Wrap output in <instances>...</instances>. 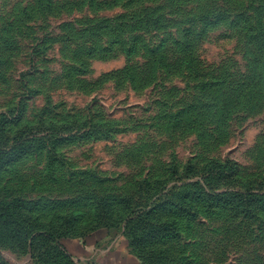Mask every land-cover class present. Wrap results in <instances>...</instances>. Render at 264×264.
I'll return each mask as SVG.
<instances>
[{"label":"rangeland","instance_id":"rangeland-1","mask_svg":"<svg viewBox=\"0 0 264 264\" xmlns=\"http://www.w3.org/2000/svg\"><path fill=\"white\" fill-rule=\"evenodd\" d=\"M73 239L264 264V0H0V264Z\"/></svg>","mask_w":264,"mask_h":264},{"label":"crops","instance_id":"crops-1","mask_svg":"<svg viewBox=\"0 0 264 264\" xmlns=\"http://www.w3.org/2000/svg\"><path fill=\"white\" fill-rule=\"evenodd\" d=\"M108 237L106 235L99 238L100 246H102ZM72 240V239H71ZM98 246V245H97ZM69 253L73 255V259L78 264H144L142 259L123 250L122 248H115L112 245L109 249H97L99 253L95 255L91 253V247L84 240L73 239L72 243L67 246Z\"/></svg>","mask_w":264,"mask_h":264},{"label":"trees","instance_id":"trees-1","mask_svg":"<svg viewBox=\"0 0 264 264\" xmlns=\"http://www.w3.org/2000/svg\"><path fill=\"white\" fill-rule=\"evenodd\" d=\"M151 20H153L154 18H150ZM156 21V20H155ZM189 60H192V58H189ZM253 64H255V65H257V66H259V67H263V64L261 63V61H260V59H259V57L256 55V56H253V58H252V61H251ZM208 165V164H207ZM205 165V166H203V169H204V171H208L209 173L211 172V173H213V172H220V170H216L217 168H219L220 166H221V164H214V163H212L211 165ZM227 167H230V165L228 164L227 166L226 165H224V168H227ZM191 169L193 168V167H190ZM236 169L237 168H235L234 169V171H235V174L237 173L236 172ZM176 174V173H175ZM207 176H209V175H207ZM207 176H204V174H203V172H202V174H201V178H203V180H204V182L205 183H207V184H209L210 182L208 181V177ZM174 236V235H173ZM175 236H176V234H175ZM58 242L57 243H59V247L61 248V249H63L64 250V248L66 247L65 246V244L62 242V240H61V238L59 239V240H57ZM65 251V250H64ZM67 255V254H66ZM68 256V255H67Z\"/></svg>","mask_w":264,"mask_h":264}]
</instances>
